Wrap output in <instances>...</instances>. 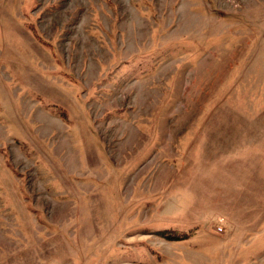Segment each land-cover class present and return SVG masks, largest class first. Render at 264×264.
<instances>
[{
    "label": "rangeland",
    "instance_id": "1",
    "mask_svg": "<svg viewBox=\"0 0 264 264\" xmlns=\"http://www.w3.org/2000/svg\"><path fill=\"white\" fill-rule=\"evenodd\" d=\"M0 264H264V0H0Z\"/></svg>",
    "mask_w": 264,
    "mask_h": 264
},
{
    "label": "built area",
    "instance_id": "2",
    "mask_svg": "<svg viewBox=\"0 0 264 264\" xmlns=\"http://www.w3.org/2000/svg\"><path fill=\"white\" fill-rule=\"evenodd\" d=\"M220 230H222V229H220Z\"/></svg>",
    "mask_w": 264,
    "mask_h": 264
}]
</instances>
